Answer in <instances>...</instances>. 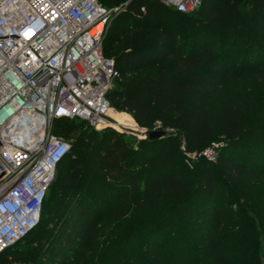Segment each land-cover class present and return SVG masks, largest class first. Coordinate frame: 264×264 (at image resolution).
Here are the masks:
<instances>
[{"label":"trees","instance_id":"1","mask_svg":"<svg viewBox=\"0 0 264 264\" xmlns=\"http://www.w3.org/2000/svg\"><path fill=\"white\" fill-rule=\"evenodd\" d=\"M100 2L123 5L103 40L111 104L168 133L57 119L71 149L39 224L0 264H263L264 0H202L192 13ZM212 142L214 160L202 153ZM242 219L254 229L231 226Z\"/></svg>","mask_w":264,"mask_h":264},{"label":"built area","instance_id":"2","mask_svg":"<svg viewBox=\"0 0 264 264\" xmlns=\"http://www.w3.org/2000/svg\"><path fill=\"white\" fill-rule=\"evenodd\" d=\"M162 1L185 13L202 4ZM122 10L100 0H0V252L39 224L58 164L71 149L54 132L57 119L147 136L137 122H119L107 96L117 71L103 40ZM222 144L202 153L215 159Z\"/></svg>","mask_w":264,"mask_h":264},{"label":"rangeland","instance_id":"3","mask_svg":"<svg viewBox=\"0 0 264 264\" xmlns=\"http://www.w3.org/2000/svg\"><path fill=\"white\" fill-rule=\"evenodd\" d=\"M106 127L115 128V129H117V130L120 131V128H119V127L111 126V125H110V126L102 127V128H100V129H98V128H96V129L101 130V129L106 128ZM132 130H133V133L137 131L136 129H132ZM167 131H168V129H167ZM123 132H126V133H128V134H130V135H136V134L129 133V132H127V131H123ZM137 133H139V130L137 131ZM139 134H140V133H139ZM136 136H137V135H136ZM137 137H140V136H137ZM194 156H195L194 154H191V157H194ZM212 160H214V159H212ZM228 203H229V204L232 203V206L235 207V208H237V205H238V203H239V199H236L234 202H229V201H228ZM257 224H258V222H257ZM242 225H244V226L247 227L248 229H250V228H251V229H254L253 226H252V221L249 220V219H242L241 221L236 222V223H234V224L231 225V226H233L236 230H241V228H243V227H240V226H242ZM21 245H22V243H19V244L17 245V247H20ZM262 263L264 264V252H263V254H262Z\"/></svg>","mask_w":264,"mask_h":264},{"label":"water","instance_id":"4","mask_svg":"<svg viewBox=\"0 0 264 264\" xmlns=\"http://www.w3.org/2000/svg\"><path fill=\"white\" fill-rule=\"evenodd\" d=\"M150 138H161L164 137L168 131L166 129H151L146 131Z\"/></svg>","mask_w":264,"mask_h":264},{"label":"bare ground","instance_id":"5","mask_svg":"<svg viewBox=\"0 0 264 264\" xmlns=\"http://www.w3.org/2000/svg\"><path fill=\"white\" fill-rule=\"evenodd\" d=\"M113 116L119 121V122H122V123H128V124H133L135 125V122L134 121H131L130 119H128L126 117L125 114H123L121 111H116V112H113ZM21 118V117H19Z\"/></svg>","mask_w":264,"mask_h":264}]
</instances>
